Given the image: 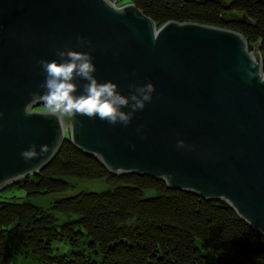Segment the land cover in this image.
<instances>
[{"label": "water", "instance_id": "1", "mask_svg": "<svg viewBox=\"0 0 264 264\" xmlns=\"http://www.w3.org/2000/svg\"><path fill=\"white\" fill-rule=\"evenodd\" d=\"M114 2L121 12L102 0H0V189L43 169L70 138L113 174L224 201L264 233V42L253 49L240 31L197 22L158 26L133 2ZM57 49L90 52L98 81L125 96L151 82V102L126 127L58 119L42 104L26 115L30 94L44 91L38 62L60 61ZM74 82L82 94L86 81Z\"/></svg>", "mask_w": 264, "mask_h": 264}, {"label": "trees", "instance_id": "2", "mask_svg": "<svg viewBox=\"0 0 264 264\" xmlns=\"http://www.w3.org/2000/svg\"><path fill=\"white\" fill-rule=\"evenodd\" d=\"M114 1L133 2L158 26L197 22L240 31L253 49L264 42V0ZM80 180L101 186L80 188ZM9 186L26 195L0 192V264L17 255L41 264H264V233L226 202L113 174L70 138ZM58 240L71 245L67 253L56 251Z\"/></svg>", "mask_w": 264, "mask_h": 264}, {"label": "clouds", "instance_id": "3", "mask_svg": "<svg viewBox=\"0 0 264 264\" xmlns=\"http://www.w3.org/2000/svg\"><path fill=\"white\" fill-rule=\"evenodd\" d=\"M102 2L114 12H121L114 0H102ZM78 43L90 44L83 37L77 38ZM57 60H40L38 63L45 73V80L40 84L43 93L32 92V99L25 106L24 113L30 115V107L33 104H42L48 113L55 118L62 119L65 116L82 115L89 118H99L111 125L117 123L125 127L131 122L136 111H142L146 102H151L155 92L154 85L149 82L146 85L132 83L129 88L133 91L128 96L120 93L118 85L112 81L99 82L95 77L96 66L90 52L75 51L72 49H57ZM264 78V77H262ZM81 79L83 93L76 95L78 84L74 81ZM128 108L129 111L123 109ZM3 113H0L2 116ZM139 131V130H138ZM178 146H184L183 141L177 142ZM135 146L133 145V148ZM37 146L33 144L30 149L24 150L21 156L27 161L37 155ZM47 151V146H40V152Z\"/></svg>", "mask_w": 264, "mask_h": 264}, {"label": "rangeland", "instance_id": "4", "mask_svg": "<svg viewBox=\"0 0 264 264\" xmlns=\"http://www.w3.org/2000/svg\"><path fill=\"white\" fill-rule=\"evenodd\" d=\"M118 3V1H117ZM129 3V2H127ZM120 4V3H119ZM125 4V3H124ZM123 4H120L119 6L121 7ZM38 110H47L44 106H38L36 107ZM77 185L80 188H91V189H96V187H100L101 184L95 181H77ZM0 192L4 196H25L26 192L24 189L18 187V186H7L6 188L0 189ZM54 246L56 248V251L60 250L62 253H67L70 250L71 245L62 241L58 240L54 242ZM14 264H41L40 262H34L33 260L26 261L23 259V257L17 255L16 260L14 261Z\"/></svg>", "mask_w": 264, "mask_h": 264}, {"label": "bare ground", "instance_id": "5", "mask_svg": "<svg viewBox=\"0 0 264 264\" xmlns=\"http://www.w3.org/2000/svg\"><path fill=\"white\" fill-rule=\"evenodd\" d=\"M12 183H10V184H8V185H6L4 188H6L7 186H9V185H11Z\"/></svg>", "mask_w": 264, "mask_h": 264}]
</instances>
